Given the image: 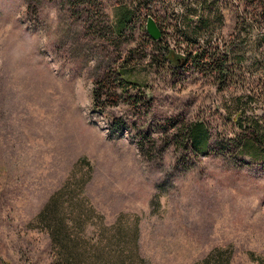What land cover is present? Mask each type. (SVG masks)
Returning a JSON list of instances; mask_svg holds the SVG:
<instances>
[{"label": "rangeland", "instance_id": "obj_1", "mask_svg": "<svg viewBox=\"0 0 264 264\" xmlns=\"http://www.w3.org/2000/svg\"><path fill=\"white\" fill-rule=\"evenodd\" d=\"M203 3L199 45L234 67L223 90L152 61L146 39L152 18L183 54L179 17L196 11L195 25ZM122 70L140 91L108 104L100 83ZM252 122L264 127V0H0V264H53L49 203L93 262L132 249L137 221L148 264H264V147L236 145ZM199 125L205 149L187 138Z\"/></svg>", "mask_w": 264, "mask_h": 264}, {"label": "trees", "instance_id": "obj_2", "mask_svg": "<svg viewBox=\"0 0 264 264\" xmlns=\"http://www.w3.org/2000/svg\"><path fill=\"white\" fill-rule=\"evenodd\" d=\"M190 13V16L185 15L179 17L181 26L175 31L176 35L186 44V51L183 54H180L179 52L176 53L174 50H171L169 45L163 41L162 36L157 42L149 40L146 36L149 43L154 46L152 61L159 63L163 67L165 65H171L174 67L173 69L175 72L193 70L198 73H203L204 75H211L216 79L217 86L220 90H223L226 85L233 82L235 78L233 74L234 67H231L232 63H230L231 58L226 55L218 57L216 50L211 49V47L207 45H205L204 48H201L199 45L200 39L211 32V6L209 3L202 4V15L198 20V23H194L195 25H192V20L195 18L194 16H196V11H190ZM133 16V13H126L123 15L119 22L118 33H122L129 28ZM179 45L180 44L178 43V46ZM239 66L240 64L236 65L238 68ZM107 78L109 79L100 83L99 91L106 93L105 96L108 104L112 103L111 100L116 98V94L114 93L116 89L125 92H128L129 90L140 91L138 89L140 86L135 81H131V73L129 71L122 70L115 75L109 74L107 75ZM141 98V96L137 95L130 98L129 101H134V104L137 105L141 103ZM237 108L241 110L238 105ZM252 123L248 124L247 128L243 131L241 139L236 142V145L242 143L247 145L251 144L247 147L248 151L253 148L264 147V127L260 126L257 122ZM187 138L193 141L194 146H197V144L199 146V144H201L203 149H205L208 144L209 135L207 129L203 128L202 125H199L195 126L189 133H187ZM247 145H244V147L246 148ZM66 218H69L68 215H66ZM63 219V215L59 210H53L50 203L38 215L40 223L44 222L46 228L51 232L54 247L59 245L60 253L54 257L53 264H148L139 255V249L136 245V237L138 236L137 221L134 225V241L132 249L128 250L126 246L119 247V252L108 260H104L99 251L97 256H95V262H93V260L91 261V259L87 258L85 254H80L79 247H77V245L70 239ZM138 257L143 261L141 260L138 262Z\"/></svg>", "mask_w": 264, "mask_h": 264}, {"label": "water", "instance_id": "obj_3", "mask_svg": "<svg viewBox=\"0 0 264 264\" xmlns=\"http://www.w3.org/2000/svg\"><path fill=\"white\" fill-rule=\"evenodd\" d=\"M146 32L150 39L154 42L161 39V31L152 18H148L146 21Z\"/></svg>", "mask_w": 264, "mask_h": 264}]
</instances>
